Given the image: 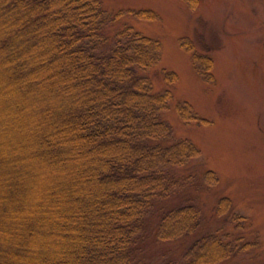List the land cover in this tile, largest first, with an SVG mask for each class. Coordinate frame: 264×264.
<instances>
[{"label": "trees", "instance_id": "obj_1", "mask_svg": "<svg viewBox=\"0 0 264 264\" xmlns=\"http://www.w3.org/2000/svg\"><path fill=\"white\" fill-rule=\"evenodd\" d=\"M116 18L99 0H0V264H145L153 236L192 239L164 264L248 256L255 242L225 227L201 233L197 204L160 208L152 232L199 151L171 140L160 115L171 93L141 74L160 43L130 27L109 34Z\"/></svg>", "mask_w": 264, "mask_h": 264}, {"label": "rangeland", "instance_id": "obj_2", "mask_svg": "<svg viewBox=\"0 0 264 264\" xmlns=\"http://www.w3.org/2000/svg\"><path fill=\"white\" fill-rule=\"evenodd\" d=\"M99 1L106 15L117 16L109 34L130 27L160 43V62L141 74L154 93H171L168 109L160 113L171 140L199 151L180 169L190 179L159 202L152 232L160 208L197 204L206 218L201 233L225 227L255 242L248 256L228 264H264V0ZM181 106L189 109L184 117ZM223 200L230 210L215 217ZM191 243L190 238L156 243L153 236L145 264L178 261Z\"/></svg>", "mask_w": 264, "mask_h": 264}]
</instances>
